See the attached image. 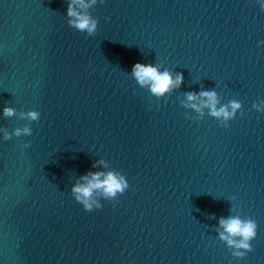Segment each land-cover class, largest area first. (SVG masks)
I'll return each mask as SVG.
<instances>
[{"label":"water","instance_id":"95a60500","mask_svg":"<svg viewBox=\"0 0 264 264\" xmlns=\"http://www.w3.org/2000/svg\"><path fill=\"white\" fill-rule=\"evenodd\" d=\"M70 2L0 0V264H264L261 0H96L93 35ZM136 62L183 83L154 96ZM204 90L241 102L229 127L186 107ZM109 171L131 191L86 211L73 185ZM230 216L258 224L242 258Z\"/></svg>","mask_w":264,"mask_h":264},{"label":"clouds","instance_id":"9594fccd","mask_svg":"<svg viewBox=\"0 0 264 264\" xmlns=\"http://www.w3.org/2000/svg\"><path fill=\"white\" fill-rule=\"evenodd\" d=\"M96 3V0H71L67 7V15L71 18L69 24L80 31H87L89 35L96 32L98 21L93 18L86 10ZM261 6L264 7V0H261ZM83 9L85 11H80ZM264 45V41L260 42ZM132 75L135 77L137 83L151 92L152 95L163 97L179 88L184 80L182 73L173 74L170 70H161L154 68L151 65H146L141 62H136L132 65ZM188 104L186 107L195 109L201 115H204V109L207 108L208 115H211L221 121L222 126L229 127V121L235 118L236 113L241 109L240 101L232 100L228 104H220L218 93L215 90H204L199 93H187ZM217 105H220L217 107ZM254 107L261 112H264V101L255 104ZM4 116H12L15 114V109L5 106L3 109ZM31 120H38L40 113L36 110L29 111L26 114ZM31 134L29 127L23 129L17 128L15 134ZM10 138V134L5 132L4 139ZM26 147L28 145H25ZM98 164L105 163L104 161H97ZM96 165L94 164L93 167ZM82 183L73 185L72 192L75 200L82 204L86 211H93L95 208L101 207L94 199V190H102L106 197L117 200L122 196H126L131 188L127 180L114 171L105 172H88L81 178ZM220 238L227 243L229 247H234L233 255L237 257H244L246 252L252 251L251 241L258 235V224L252 219H242L239 216H230L228 218H221L220 221ZM238 238V239H237ZM243 250V251H242Z\"/></svg>","mask_w":264,"mask_h":264}]
</instances>
